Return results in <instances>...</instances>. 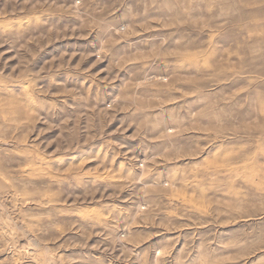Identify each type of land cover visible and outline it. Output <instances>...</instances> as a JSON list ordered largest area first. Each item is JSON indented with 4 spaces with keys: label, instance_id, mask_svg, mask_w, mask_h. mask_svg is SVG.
I'll return each instance as SVG.
<instances>
[{
    "label": "rangeland",
    "instance_id": "rangeland-1",
    "mask_svg": "<svg viewBox=\"0 0 264 264\" xmlns=\"http://www.w3.org/2000/svg\"><path fill=\"white\" fill-rule=\"evenodd\" d=\"M0 264H264V0H0Z\"/></svg>",
    "mask_w": 264,
    "mask_h": 264
}]
</instances>
